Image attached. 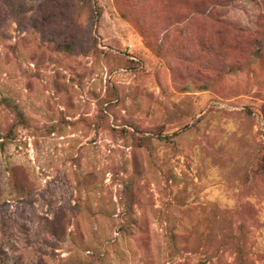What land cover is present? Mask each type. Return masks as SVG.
<instances>
[{"label": "rangeland", "instance_id": "1", "mask_svg": "<svg viewBox=\"0 0 264 264\" xmlns=\"http://www.w3.org/2000/svg\"><path fill=\"white\" fill-rule=\"evenodd\" d=\"M263 164L264 0H0V264H264Z\"/></svg>", "mask_w": 264, "mask_h": 264}, {"label": "trees", "instance_id": "2", "mask_svg": "<svg viewBox=\"0 0 264 264\" xmlns=\"http://www.w3.org/2000/svg\"><path fill=\"white\" fill-rule=\"evenodd\" d=\"M263 169H264V164H263ZM122 226L128 227L129 225L128 224H123Z\"/></svg>", "mask_w": 264, "mask_h": 264}]
</instances>
